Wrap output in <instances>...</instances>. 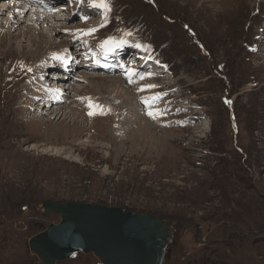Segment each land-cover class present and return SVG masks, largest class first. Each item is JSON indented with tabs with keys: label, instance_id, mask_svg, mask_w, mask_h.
I'll return each instance as SVG.
<instances>
[{
	"label": "rangeland",
	"instance_id": "rangeland-1",
	"mask_svg": "<svg viewBox=\"0 0 264 264\" xmlns=\"http://www.w3.org/2000/svg\"><path fill=\"white\" fill-rule=\"evenodd\" d=\"M109 3L105 18L88 0L65 2L71 11L57 15L66 19L60 37L52 26L13 32L10 13H0V264H37L29 247L35 223L61 221L44 216L49 200L173 221L164 264H264V0ZM23 30L34 32L25 38ZM109 37L126 39L119 49L131 53L108 58L99 45ZM71 43L98 68L73 71V50L70 77L60 58L50 63L62 75L56 82L76 91L56 84L53 95L65 98L47 112L39 99L53 78L46 57ZM106 62L119 70H104ZM89 97L111 111L89 115ZM157 109L164 114L154 119L148 113ZM146 126L153 132L143 134ZM51 145L75 154L45 153ZM56 264L101 263L78 252Z\"/></svg>",
	"mask_w": 264,
	"mask_h": 264
},
{
	"label": "water",
	"instance_id": "water-1",
	"mask_svg": "<svg viewBox=\"0 0 264 264\" xmlns=\"http://www.w3.org/2000/svg\"><path fill=\"white\" fill-rule=\"evenodd\" d=\"M44 209L45 217L56 214L61 221L35 223L39 231L29 247L37 264H56L78 252L95 254L101 264H164L174 238L175 223L155 214L81 201L49 200Z\"/></svg>",
	"mask_w": 264,
	"mask_h": 264
},
{
	"label": "bare ground",
	"instance_id": "bare-ground-1",
	"mask_svg": "<svg viewBox=\"0 0 264 264\" xmlns=\"http://www.w3.org/2000/svg\"><path fill=\"white\" fill-rule=\"evenodd\" d=\"M52 2H54L55 4V7H52ZM65 2H68L69 3V6H71V0H60L59 2L57 1V5H56V2L54 0H0V13L1 15H5L7 12L10 13V22L8 23L10 26H11V29H13V32H16L17 30H19L18 28L21 26V25H24L25 28H29V27H33V28H36V29H41L43 27H51V31L52 33L51 34H54V37L55 36H58L60 37L62 34H63V27H62V24H59V22H65L66 19H60V17H58L57 15H60L61 17H67V15H69V12L71 11L69 6L67 4H65ZM69 8V9H68ZM67 11V12H66ZM60 12V13H58ZM53 13H55V15H53ZM68 13V14H67ZM1 19V18H0ZM3 19V18H2ZM6 19V18H5ZM4 19V20H5ZM69 20H70V17H69ZM59 29V30H57ZM46 30V29H45ZM57 31V32H56ZM61 31V32H60ZM34 32L33 30H23L22 31V37H25V38H30L29 36H25L26 33H31ZM64 35H67L68 32H66V27L64 28ZM30 34V35H31ZM35 35V34H34ZM33 36V35H32ZM50 38V37H49ZM31 40V39H29ZM60 42H62V40H59ZM58 41V42H59ZM46 42V41H45ZM68 41H64L62 42V45L64 46H67ZM66 43V44H65ZM70 43V41H69ZM72 44V45H71ZM71 47L68 46L65 50L61 51L57 54V55H48L46 57V61L44 63V65L46 66V76H50V75H53V78L49 79L50 77H48L46 80L49 81L48 82V85L49 88L47 89L46 92H44L43 94H41L39 96V99H40V105L43 107V105H47V103L49 105H47L48 107L45 109V111L47 112H51L52 111V107L55 106V104L57 103H60L65 97L63 95L61 96H54L53 95V91L55 90V87L57 86L56 84H58L62 89H64L66 92L72 88V90L74 89L75 90V87L70 84V86H67V84H62L60 81L61 84H59V82H56L58 80V77H61V73L57 75L53 74L56 72V70H59V69H56L54 68L52 65H49L50 63H54V60H57L58 58H56L58 55L60 56V59L63 61V65H62V68L63 69H67L68 71H65V73H68L69 76H66V75H63L62 77H70V72H71V68H68L69 65H72L73 62L70 60L69 56H71V58L74 57V52H76V55L78 56V67H74L72 70L73 71H76V69L78 70L79 69V66H81V64L85 65L86 67H88V69H97V65L96 64H92V65H89L88 63H86L88 61V57L86 56L85 52L83 51H79L77 52V48H78V44H73L71 43ZM55 46V45H54ZM61 46V45H60ZM72 50L74 52H72ZM141 50V55H140V59L144 58L145 56H143L142 52L145 50L144 48H140ZM67 51V52H66ZM118 51L122 52V54H129L131 53L130 50L124 48L123 50L122 49H118ZM83 56H85V58H83ZM83 59H81V58ZM132 57V56H131ZM53 61V62H52ZM123 61V60H122ZM126 59H124V63H125ZM105 65H107V67L105 66V69L111 67L112 65L109 64V63H106ZM42 67V66H41ZM61 68V66H60ZM157 70V69H155ZM84 71V67L83 68H80L78 70V72H83ZM64 73V74H65ZM81 75V74H80ZM96 76V75H94ZM45 78V77H44ZM60 79V78H59ZM121 79V78H120ZM62 80V79H61ZM65 81L67 79H64ZM63 82V81H62ZM119 82V81H117ZM91 83V82H90ZM120 83V82H119ZM117 84V83H116ZM113 86V84H111ZM115 85V84H114ZM36 86V85H35ZM111 86V87H112ZM121 84H119L118 86H116V88H113L115 89V92L116 93H120L121 92V88H120ZM103 87V86H102ZM110 87V86H109ZM81 88V86H80ZM68 89V90H67ZM124 89V88H123ZM122 89V90H123ZM76 91V90H75ZM110 91V90H109ZM126 91L128 90H125L124 89V92L127 93ZM69 92V91H68ZM111 92H112V89H111ZM123 92V93H124ZM113 93V92H112ZM114 94V93H113ZM112 95V94H111ZM120 95V94H119ZM124 96V94H122ZM54 96V97H53ZM115 96V95H114ZM119 97V96H118ZM126 99L129 100H132V95L131 93L130 94H127L124 96ZM123 99V98H122ZM48 100V101H47ZM125 103V102H124ZM126 104V103H125ZM130 105V104H129ZM132 105V104H131ZM45 108V107H44ZM51 109V111H49ZM134 110V109H133ZM75 111V109H74ZM144 111V110H143ZM61 112V111H59ZM59 112L57 113V115H55V118H57ZM134 112V111H133ZM133 114V113H132ZM63 115V114H62ZM61 115V116H62ZM61 116L59 118H61ZM68 117L70 118L69 116H65V118ZM75 119V118H74ZM93 123V122H92ZM153 125V124H152ZM144 129L143 131V134H148L150 131H152L150 129V127L146 126V127H142ZM149 130V131H148ZM153 132V131H152ZM137 138V137H136ZM67 150V149H66ZM66 150H63L62 148H59L57 146H46L44 148V152L47 153V154H51V155H57L59 156V154H66L65 158H68V155L70 156V158L73 157V154L72 152H68ZM78 150V149H77ZM74 153V152H73ZM75 154V153H74ZM107 171V170H106ZM108 173V172H107ZM110 174V172L108 173ZM258 204V203H257ZM44 207V206H43ZM255 208V207H254ZM175 235V234H174ZM38 257V256H37Z\"/></svg>",
	"mask_w": 264,
	"mask_h": 264
},
{
	"label": "snow or ice",
	"instance_id": "snow-or-ice-1",
	"mask_svg": "<svg viewBox=\"0 0 264 264\" xmlns=\"http://www.w3.org/2000/svg\"><path fill=\"white\" fill-rule=\"evenodd\" d=\"M84 0H81V3H83ZM88 4L90 7L92 8H96V9H102L103 12H104V16L105 18H107V14L108 12L111 11V6H110V3H109V0H88ZM84 19H88V17H84ZM104 25H101V27H103ZM97 29L96 28H92L88 31V33L86 34H91L93 32H95ZM126 36H131L132 33L131 32H127L125 33ZM128 41L126 39H119L117 40V38L115 37H109L107 40L103 41L99 47L103 50L104 54L105 55H108L109 53H112V52H115L117 49L119 48H122L125 44H127ZM136 47H143L142 45L140 44H137L135 45ZM56 58H60L59 56H57ZM100 61L97 60V63H99ZM107 67V65H105ZM31 69H29L30 71ZM135 74V70L134 69H129L125 75H127L129 77V82L130 83H135V81L132 79V75ZM148 75H152V73H148ZM140 79H144V74H140ZM144 87H147V88H152V87H156V85H146ZM144 87H142L141 89H139L140 91H143L144 90ZM159 97H154L153 99H158ZM88 100V106L90 108H94L95 111H90L89 112V115H95V114H106V111H111V109H107L105 110L104 106L103 105H99V104H95L93 101H92V98H86ZM144 103L145 104H149L150 105V101L145 99L144 100ZM150 116H152L154 119L157 118V114L159 115H163L164 113L157 109L154 111H149L148 113Z\"/></svg>",
	"mask_w": 264,
	"mask_h": 264
},
{
	"label": "trees",
	"instance_id": "trees-1",
	"mask_svg": "<svg viewBox=\"0 0 264 264\" xmlns=\"http://www.w3.org/2000/svg\"><path fill=\"white\" fill-rule=\"evenodd\" d=\"M145 48V47H144Z\"/></svg>",
	"mask_w": 264,
	"mask_h": 264
}]
</instances>
